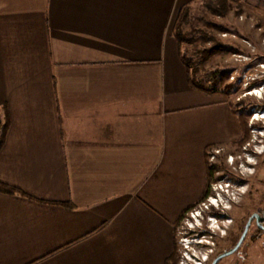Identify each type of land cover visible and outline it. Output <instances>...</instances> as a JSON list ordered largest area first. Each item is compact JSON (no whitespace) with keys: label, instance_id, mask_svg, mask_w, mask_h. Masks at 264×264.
I'll list each match as a JSON object with an SVG mask.
<instances>
[{"label":"crops","instance_id":"0c3cea01","mask_svg":"<svg viewBox=\"0 0 264 264\" xmlns=\"http://www.w3.org/2000/svg\"><path fill=\"white\" fill-rule=\"evenodd\" d=\"M191 1L0 0V264H165L208 152L240 137L188 84Z\"/></svg>","mask_w":264,"mask_h":264},{"label":"rangeland","instance_id":"374dc122","mask_svg":"<svg viewBox=\"0 0 264 264\" xmlns=\"http://www.w3.org/2000/svg\"><path fill=\"white\" fill-rule=\"evenodd\" d=\"M204 1L206 0H196L191 5V27L187 30L192 27L203 30L206 23L220 26L224 31L217 29H211V31L216 36L218 43L223 46V51L208 61L200 63L195 51L202 47L199 45L196 50L189 46L188 56L198 65L200 76H204L210 71L224 70L228 78L219 85L221 89L226 84H234V88L228 95L219 97V100L230 104L235 112L246 116L250 139L246 148L250 149L253 146L252 154L246 156V161L255 165L256 160H259L260 165H263L264 157L259 159L257 157H261L264 150L262 146L264 144V117L262 118L264 116V0H230V10L225 19L211 17L203 7ZM209 44H206L205 47H208ZM212 155L213 153L208 155L209 167L214 164V166L219 165L211 157ZM228 161L229 167L234 165L231 158H228ZM237 171L246 173L243 168ZM229 185L230 183L226 184V189H223L228 192L221 193V199L228 203L232 202L231 200L235 197L232 191L233 187ZM228 203H225L226 209L229 207ZM248 205L252 210H264V202L257 195L253 202H248ZM210 216H208L207 210L199 206L193 216L194 219L192 217V219L176 222L173 241L177 247V264H201V261L206 259V255L210 253L209 249L214 247L213 245L218 242L221 236H225L223 235L224 231L230 228L231 221ZM228 241L225 240L223 245L226 246ZM263 244L264 238L253 245L252 256L248 264H264V250L263 252L260 250ZM183 245L189 248L185 249ZM200 246H208V249L204 250ZM188 249H192L190 254L185 251ZM190 255H194L198 260L194 258L189 260ZM183 257L190 263H185ZM230 259V257L225 258L222 264L228 263Z\"/></svg>","mask_w":264,"mask_h":264},{"label":"flooded vegetation","instance_id":"af4514ba","mask_svg":"<svg viewBox=\"0 0 264 264\" xmlns=\"http://www.w3.org/2000/svg\"><path fill=\"white\" fill-rule=\"evenodd\" d=\"M249 141V137L244 142H242L239 137L227 146L218 147L208 152V155L213 153L211 157L216 163L218 162L219 165L214 166V164L207 169V182L201 197L196 203L185 208L177 220L180 222L183 219H192L196 213L197 207L202 206L203 209L207 210L208 216H217L221 217L222 220L229 219L231 221L230 228L224 231L223 235L225 236H221L218 242L213 245L214 247L209 249L210 253L206 255V259L201 261V264H213L214 260L219 255L234 248L239 242L246 226V235L241 245L234 254L229 256L231 259L225 264H248L252 256L253 245L264 238V210H252L248 205V202H253L256 195L264 202V163L260 165L259 160H256L255 165L247 163L246 156L252 154L251 148L253 147L251 146L250 149L246 148V144L249 145ZM262 146L264 148V144ZM262 157H264V150L261 157L257 158L259 159ZM228 158H231V162H233L234 165L228 166ZM262 161H264V159ZM225 163H227V165H225ZM240 168L246 170V173H242L241 171L238 172L237 170ZM229 183V186L233 187L232 191L235 197L231 200L232 202L228 203L224 199H221V193L228 192V190L225 191L223 189H226V184ZM225 203L229 204L228 209H226ZM225 240H229L226 246L223 245ZM200 247L204 250L208 249V246ZM187 248L189 247L185 249ZM191 250L188 249L185 251L190 254ZM260 250L263 252L264 244ZM193 258L198 260L194 255L188 257L189 260H193ZM188 259H184L185 263L188 262ZM223 260H225V258L220 260L217 264H222Z\"/></svg>","mask_w":264,"mask_h":264},{"label":"trees","instance_id":"16d2710c","mask_svg":"<svg viewBox=\"0 0 264 264\" xmlns=\"http://www.w3.org/2000/svg\"><path fill=\"white\" fill-rule=\"evenodd\" d=\"M195 1L196 0H192L179 10L173 25V36L178 46L179 58L186 70L187 81L191 89L209 97H226L234 88V84H226L222 89L220 88L219 85L223 84L225 79L228 78L225 71L214 70L208 72L204 76H200V69L198 65L191 57L188 56L189 46L194 47L196 50L199 45L202 47V49L195 51L196 57L199 58L200 63L208 61L223 51V46L218 43L216 36L211 31V29L224 31V29L220 26L212 23H206L203 30L194 27L187 30V28L191 27V5ZM203 7L211 17L225 19L230 10V0H206L203 3ZM206 44H209V46L205 47ZM228 105L231 108L232 114L237 118L240 127V138L241 141L244 142L249 137L247 118L245 115L235 112L230 104ZM2 111L3 120L0 122V150L4 145L9 128V119L6 109L3 108ZM206 164L208 169V155L206 156ZM0 193L14 195L18 193V190L10 186L0 184ZM66 207L71 209L69 205ZM177 255V247L173 241L172 252L165 264H177Z\"/></svg>","mask_w":264,"mask_h":264},{"label":"water","instance_id":"95a60500","mask_svg":"<svg viewBox=\"0 0 264 264\" xmlns=\"http://www.w3.org/2000/svg\"><path fill=\"white\" fill-rule=\"evenodd\" d=\"M246 231H247V226H246V228H245V230H244V232H243V234H242V236H241L239 242L235 245V247L232 248V249H230L229 251H227V252H225V253L219 255V256L214 260L213 264H217L220 260H222V259H224V258H226V257H229L230 255L234 254V253L237 251V249L239 248V246L241 245V243H242V241H243V239H244V237H245V235H246Z\"/></svg>","mask_w":264,"mask_h":264},{"label":"built area","instance_id":"2783aa9c","mask_svg":"<svg viewBox=\"0 0 264 264\" xmlns=\"http://www.w3.org/2000/svg\"><path fill=\"white\" fill-rule=\"evenodd\" d=\"M184 248H186L187 246L186 245H183Z\"/></svg>","mask_w":264,"mask_h":264},{"label":"bare ground","instance_id":"6f19581e","mask_svg":"<svg viewBox=\"0 0 264 264\" xmlns=\"http://www.w3.org/2000/svg\"><path fill=\"white\" fill-rule=\"evenodd\" d=\"M264 116H262V118H263Z\"/></svg>","mask_w":264,"mask_h":264}]
</instances>
